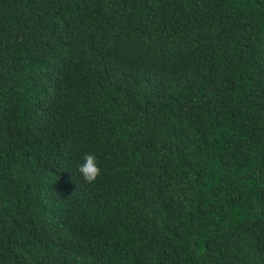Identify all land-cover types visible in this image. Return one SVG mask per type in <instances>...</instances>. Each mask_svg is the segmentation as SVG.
I'll return each instance as SVG.
<instances>
[{
	"label": "trees",
	"instance_id": "obj_1",
	"mask_svg": "<svg viewBox=\"0 0 264 264\" xmlns=\"http://www.w3.org/2000/svg\"><path fill=\"white\" fill-rule=\"evenodd\" d=\"M0 264H264V0H0Z\"/></svg>",
	"mask_w": 264,
	"mask_h": 264
},
{
	"label": "clouds",
	"instance_id": "obj_2",
	"mask_svg": "<svg viewBox=\"0 0 264 264\" xmlns=\"http://www.w3.org/2000/svg\"><path fill=\"white\" fill-rule=\"evenodd\" d=\"M78 170L85 180H94L100 171L97 156L91 152L85 153L79 163Z\"/></svg>",
	"mask_w": 264,
	"mask_h": 264
}]
</instances>
